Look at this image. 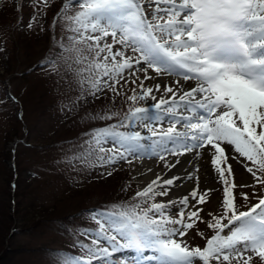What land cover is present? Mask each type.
Listing matches in <instances>:
<instances>
[{
  "label": "snow or ice",
  "instance_id": "1",
  "mask_svg": "<svg viewBox=\"0 0 264 264\" xmlns=\"http://www.w3.org/2000/svg\"><path fill=\"white\" fill-rule=\"evenodd\" d=\"M52 2L33 0L28 29L44 30L40 20ZM0 6L11 5L0 0ZM58 23L56 51L40 67L72 76L79 85L77 101L113 94L112 103L88 119L119 117L83 133L82 151L71 159L91 158L108 168L154 159L170 172L180 160L172 163L168 156L203 155L222 195L207 218L201 206L216 189L200 190L198 176L188 195L158 201L180 186L181 177L165 178L148 168L154 178L131 202L90 211L93 228L64 229L68 247L80 254L48 250L51 264H113L114 254L125 250L146 264H264V0H64L51 27ZM157 77L171 81L145 84ZM129 83L135 85L131 95L122 91ZM119 96L131 101L122 117L112 107ZM148 99L155 103L136 106ZM239 158L250 184L235 182L229 161ZM238 188L252 191L237 193ZM198 224L212 235L204 237ZM193 230L205 246L184 239Z\"/></svg>",
  "mask_w": 264,
  "mask_h": 264
},
{
  "label": "rangeland",
  "instance_id": "2",
  "mask_svg": "<svg viewBox=\"0 0 264 264\" xmlns=\"http://www.w3.org/2000/svg\"><path fill=\"white\" fill-rule=\"evenodd\" d=\"M63 2L64 0H53L52 7L45 9L46 15L40 20L44 29L41 31L39 27L34 30L27 28L34 11L33 0H16L15 4L13 0H3L4 5L11 6L4 7V18L0 16V101H3L0 103V204L8 202L12 217L16 220V225L11 229L16 230V233L10 237L8 247L18 251L10 260H4L0 264H51L48 250L69 251L79 255L78 250L68 247L70 241L64 234V229L75 226L93 228L94 222L87 217L90 211L131 202L136 191L147 184H142L137 178L139 169L143 168L141 163H156L157 171H167L162 161L156 162L154 159H133L131 164L119 161L111 168L102 166L91 158L87 162L71 159L82 151L81 145L86 139L83 133L115 123L119 117L112 121L88 119L89 113L95 114L112 103V93L94 101L87 96L77 101L79 85L73 81L72 76H57L44 68L29 72L31 66L47 52L56 51L52 49L53 36L59 39L62 29L59 23L54 29L51 25ZM17 4L20 5V10H17ZM150 74L155 76V73ZM137 75L143 79V73ZM158 81L170 83L165 77H157L156 80L145 81V84L153 86ZM132 87L135 85L129 83L122 91L131 95ZM7 91L17 99L16 106L5 99ZM156 95L159 98L161 93ZM73 101L76 102L70 110ZM154 103L155 101L148 99L140 101L136 106ZM129 104L131 101L125 102L124 97L119 96L115 98L112 107L119 110L122 117ZM18 114H22L20 128L25 126L19 132L15 130L19 124ZM137 130L147 134L146 129L138 127ZM6 133L11 135L8 137ZM15 134L18 140L22 138L23 141L16 142ZM232 155L238 156L235 153ZM180 157L168 156L167 159L178 158L179 164L188 160L193 179L189 180L186 176L183 178V187L174 192L177 197H172V189L169 196L158 197L157 200L167 202L169 198L177 199L188 195L197 186L195 178L198 176L200 190L216 189L210 193L211 202L201 206L204 208L202 215L206 217L222 195L221 185L216 180L214 171H209L210 161L203 155L199 158L193 156L194 160L189 159L191 156H183L184 160ZM241 160L243 158L229 161L234 169L235 182L250 184L251 174L246 171ZM246 163L251 166V162ZM197 167L199 172L194 171ZM108 171H112L111 176L107 175ZM122 188L126 190L121 191ZM251 191L250 188L236 189L237 193ZM16 209L19 213H14ZM176 210L172 209L173 212ZM46 211L48 212L45 213ZM50 214L53 217L70 215L71 220L59 226L46 220ZM39 219L42 223L35 230L21 232L23 228L29 230ZM198 228L203 231L204 237H210L211 231L205 225L198 224ZM184 239L192 247H203L206 244V239L196 235L195 230ZM135 255L138 256L131 250L118 252L114 254L113 264H146L142 256ZM132 259L135 260L131 261Z\"/></svg>",
  "mask_w": 264,
  "mask_h": 264
},
{
  "label": "trees",
  "instance_id": "3",
  "mask_svg": "<svg viewBox=\"0 0 264 264\" xmlns=\"http://www.w3.org/2000/svg\"><path fill=\"white\" fill-rule=\"evenodd\" d=\"M5 6H0V16L2 18L5 17L6 15V9L4 8ZM8 11V10H7ZM53 49V47H52ZM51 49V50H52ZM49 56V52H47L43 57L42 59L45 61V58ZM40 60H37V62H39ZM36 62V63H37ZM46 93V92H45ZM6 99V98H5ZM7 100V99H6ZM19 123V122H18ZM22 123V122H20ZM20 123L18 124V127L15 129L17 130L18 132L21 131V130H24L25 129V126H23V128L21 127L20 128ZM24 125V124H23ZM17 134V133H16ZM16 134H15V138L16 137ZM6 135L9 137V135H11V133L7 134ZM22 136V135H21ZM11 137V136H10ZM10 139V138H9ZM18 139V138H17ZM21 139V138H20ZM16 166V165H15ZM9 195V194H8ZM17 204V203H16ZM18 206V205H17ZM50 209H53V208H50ZM16 210H14V213H15ZM18 212V211H17ZM48 211H46L45 213H47ZM19 213V212H18ZM45 220V219H44ZM46 220L50 221V222H54V224L56 225H59V226H62L64 224H66L67 221L71 220V216L70 215H64V216H54L52 214H50L49 217L46 218ZM42 223L41 219H39L38 222H36L35 224L31 225V228L29 230H24L21 229L22 231L21 232H30L32 229H36L37 226H39L40 224ZM14 225H16V220L12 217V211H10L9 209V205H8V202H6L5 204L4 203H1L0 204V263L4 260H10L13 256V254L18 251V250H14L13 248L10 249L8 247V241L10 239V237L16 233V230L13 229V231H11V229L14 227Z\"/></svg>",
  "mask_w": 264,
  "mask_h": 264
},
{
  "label": "bare ground",
  "instance_id": "4",
  "mask_svg": "<svg viewBox=\"0 0 264 264\" xmlns=\"http://www.w3.org/2000/svg\"><path fill=\"white\" fill-rule=\"evenodd\" d=\"M192 154H186L185 155V157L187 158H189V156H191ZM189 159H191V158H189ZM186 160V159H185ZM194 160V159H193ZM174 161V160H173ZM172 161V162H173ZM150 164V163H149ZM182 164V163H181ZM191 163L190 162H188V160L187 161H184V163H183V165H180L179 167H178V170L179 171H174V170H172V173L175 175V176H182L181 174H183V173H185V175H187V174H190V170H191V168L190 167H188L189 165H190ZM141 167H143V168H140L139 169V172H138V176H137V178L140 180V182L142 183V184H144L145 185V183H148V181H150V179L151 178H154L153 177V175H152V173H150V172H148L147 171V169L148 168H153V170L155 171V172H160V171H157V169L154 167V166H151V165H148V164H142V166ZM174 169H175V167H174ZM181 169V170H180ZM141 173H143L144 175H140ZM161 173V172H160ZM184 175V176H185Z\"/></svg>",
  "mask_w": 264,
  "mask_h": 264
}]
</instances>
